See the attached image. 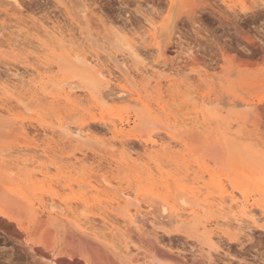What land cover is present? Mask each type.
Listing matches in <instances>:
<instances>
[{"label":"rangeland","instance_id":"1","mask_svg":"<svg viewBox=\"0 0 264 264\" xmlns=\"http://www.w3.org/2000/svg\"><path fill=\"white\" fill-rule=\"evenodd\" d=\"M12 1L0 0V37L2 41H8L11 35L14 37L19 30L21 43L11 47L5 45L6 47H2L4 49H0V72L5 73L8 66L19 67L26 70L31 79L40 82L41 86L38 89L40 92L36 100L34 97L32 99V96L25 95V100L32 101L28 104L31 111L38 110L47 121L62 117L71 125L90 126L92 138H94L92 142L97 143V146L99 142L102 143V140H105L103 138H107L106 127H104L106 121L121 123L123 120L130 132L128 140L130 146L139 151L142 148L141 135L144 133L147 135L151 131L152 134L157 132V134L154 133L155 137L166 135L163 137L164 139L167 137L164 141H171L167 135V127L179 138H184V134L190 127H198L196 130L202 135L195 134V136L198 135L196 139L190 129L193 137H187L189 141L186 139L183 145L176 144V150L172 152H160V157L154 160L153 174L155 175L152 181L153 183L157 181L156 185L160 186L157 185L159 194L151 200L141 202L144 208L150 210L162 225L158 228L159 239H154V236L152 237L149 233L151 232L150 226H147L149 236L140 237L134 231L130 234L136 235L135 237L129 234L132 238L134 237L132 239L129 236L130 239H135L134 242L142 245L143 250L147 248L148 254L145 260L143 257L142 261L137 260L139 256H135V253L127 254L115 245L101 226L96 229L97 236L95 237L91 235L92 233L85 234L83 232L85 228L80 227L73 219L54 216L50 219L53 223L51 225L53 232L52 229L50 233L45 230L47 228L43 227L35 236L42 239L48 237L49 233L50 236H54V251L39 247L44 250L43 257V254L35 251L33 253V250H30L26 239H21L20 242H13L9 239L7 241L0 234V264H54L55 259L64 255L62 250L67 247L66 244L71 241L69 239L72 236V239H77L75 241L77 248H84L85 251L95 256L92 255L94 259L98 258L97 260L104 264H264V229L261 228L263 226H259V223L257 226L253 225L255 228L251 226L254 230L251 227L250 230L246 229V235L243 233L236 237L235 230L233 231L231 227V233H227L229 227L224 228L226 232L221 231L223 226L216 229L213 225L216 218V215L213 216L214 210H209V212L206 210L207 207L205 210L200 208L192 196L182 193L184 197H189L191 203V205L188 203L182 215L172 205L165 204L163 199L168 195L169 197L172 195V198L180 195L176 184L182 185V189L191 190L201 186L203 182H208L209 187L202 188V192L211 191L219 199L218 195L222 187L219 184L223 181L227 185L226 188L230 187V191L234 188V193L238 194L237 197L243 198L240 187H244L251 201L254 199L264 203V194L258 186V181L264 179V16L263 12L258 18L251 13L245 16L240 12L243 7L260 8V11H263L264 0H177V3H173L175 0H16L18 4ZM83 10L87 14L88 21H84L82 17ZM237 13L239 16L235 18ZM32 27H35L37 31L31 30ZM42 28L48 29V32L44 33ZM55 28L65 30L64 33L68 36L66 38H69L70 34L76 39L83 37L84 40L78 43L64 41L65 35L57 33L53 30ZM162 38L167 40L165 41L167 44L165 55L158 52L156 48V40ZM118 40L130 42L132 46L136 44V48L138 47L137 50L134 46V50L137 51L135 55L130 56L132 59L129 57L131 64L142 67V69L151 68L154 64L157 67L159 65V71H163L162 74L166 71L164 74L169 75L170 78L161 76L154 80L146 77L145 80V76L136 75L134 78L128 77L127 79L114 78L110 83H105L98 72H95L97 69L90 68L75 58L77 55L94 56L97 54L102 63L108 64L109 54L126 53L129 56L125 49L118 51L116 45L112 48L114 44L118 45ZM96 41L104 49L97 45ZM163 61H165V66L162 68ZM171 67L176 70V73L169 71ZM1 73L0 75H5ZM85 77L91 79L94 77L97 84L93 87V91H91L92 88L86 87L89 83L84 81ZM161 80L162 82L159 83ZM72 81L85 85L84 88L78 89L79 93L77 90L78 95L75 94L72 97L79 99L77 101L75 99L76 102H81L83 99L79 105L75 101L73 104L72 102L68 104L63 94L60 95V91L63 92L62 89L67 86L66 84ZM90 91L100 99L88 96ZM9 94L11 95L10 92L7 95L0 93V98H8ZM173 94H175L174 98H172ZM60 98H63L62 101ZM183 101L184 104H182ZM148 103L150 108L146 105ZM10 105L15 111L27 114L22 106L17 107L16 102L13 101ZM91 106L93 108H90ZM162 106L165 107L162 108ZM148 109L153 112L149 113ZM0 112V117L3 114L0 119H5L0 120V168L3 171L16 164L17 159L24 157L39 159L45 165L50 163L51 169L49 166L48 169L51 170L49 174H52V178L59 174L56 164L60 162L73 168L74 159L71 153L62 154L61 151H57L49 158L48 154L42 151L43 145L36 147L31 144L29 148L32 149H22L16 153L15 146L12 145H19L24 139L43 144L41 140L43 129L36 122H32L27 124L26 127H29L28 130L26 129L25 136L18 135L23 138L12 136L8 133L10 128L5 122L8 112L4 108H1ZM173 118L178 119L177 125H173ZM256 125L259 126L261 132L255 128ZM199 136L203 137L200 139ZM95 137L102 140L96 141L98 139ZM225 137H227V142H221L225 141ZM16 138L19 140L15 141ZM92 142L85 145L89 147L87 153H92L93 148H95L94 151L98 150L99 146H93ZM8 145L12 147L8 148ZM118 147L116 146L117 151L115 149L112 153L115 156L111 155V157L123 161L122 169L125 170L121 173L115 171L107 174L113 179V188L119 187V181H122L124 186L131 183L130 194L136 201L139 187L146 186L148 183V174L143 172L138 165L143 161L135 158L137 154H135L136 162L134 163L138 165V168L127 163L129 158L126 157L124 147H120L123 150ZM129 160L132 162L133 159ZM30 163L27 166L19 165L25 170L16 169L19 173L14 174V181L23 186L28 199L32 200L30 203L34 205L30 207V211L33 209V212H27L24 201L13 207L22 211L26 216L25 221L31 222V227L35 230L38 225L37 219L42 214L40 212L42 207H40L39 191L29 182L27 183L28 173L34 171L35 168V164ZM130 169L140 170L141 175L139 174L140 176L136 178V170ZM107 170L109 168L102 172ZM36 173L38 181L47 182L42 180L47 178L41 177L38 169ZM7 179L8 176L5 173L0 176V182ZM167 179H169L168 182H166ZM158 180L161 183H158ZM171 182L174 184L173 187L171 186L173 192L171 188H167ZM75 186L73 190L57 186V190L62 196L68 198L78 193L90 195L86 185L79 187L80 190L77 185ZM201 198L204 199V196ZM210 201H215V199L211 198ZM149 204L152 206L148 207ZM165 207H168V210L165 211ZM193 208L198 211V215L194 213ZM257 210L261 214L262 209L257 208ZM96 212L98 210L95 211L94 216L98 218ZM90 215L92 216L93 213ZM122 215L127 226L131 227V219L127 215ZM45 220H48V217L45 216ZM209 221H212V224ZM216 230H218L217 233L214 232ZM101 232H104L103 236H100ZM212 235L214 236L211 238ZM199 249L204 250L205 256ZM206 249H212L211 252L214 255L208 254ZM207 254L208 257H206ZM130 257L137 261L131 263ZM67 259L73 262V259L68 256H66ZM210 259L213 261L211 262Z\"/></svg>","mask_w":264,"mask_h":264},{"label":"bare ground","instance_id":"2","mask_svg":"<svg viewBox=\"0 0 264 264\" xmlns=\"http://www.w3.org/2000/svg\"><path fill=\"white\" fill-rule=\"evenodd\" d=\"M12 2H15L16 4H18L16 0H13ZM175 2L177 3V0L173 1V3H175ZM82 12H84V14L82 13L83 14L82 17L84 18V21H88L86 12L84 10ZM240 12H241V14H243L245 16L247 14L251 13L254 17L257 16L256 18L261 17L262 12H263V16H264V10L260 11V8L258 9V8H252V7H243ZM238 16H239V14L237 13L234 17L238 18ZM239 19L241 20V17ZM237 20H235V21H237ZM263 20H264V18H263ZM173 24H174V22H173ZM56 27H57V25H56ZM9 29H11V28H9ZM61 29L62 28H55L53 30H56L57 33H59V34H62V35L64 34L65 35V37L63 38L64 41H70V42L78 43L79 41L84 40L83 37L82 38L78 37L76 39L75 37H73L70 34H69L70 37L66 38L68 36L64 33L65 30L63 31ZM165 29H168V28H165ZM31 30L35 31L36 29H35V27H32ZM42 31L44 33H47L48 29L42 28ZM157 32H159V31H157ZM162 32H164V31L162 30ZM11 34H13V33H11ZM18 34H19V30H18ZM18 34L16 33V35L14 37L11 35V38H9L8 41H5V40L2 41V39L0 37V49H4L2 47L5 45H8L10 47L20 45L21 40L19 39ZM161 34H163V33H161ZM150 35H152V34H150ZM153 35H155V34L153 33ZM166 38H162L161 40H156L157 41V43H156L157 47L156 48H158V52L160 51V53L162 55L166 54V46H167V44L165 43V41H167ZM90 40H91V38H90ZM121 41L118 40V42H117L118 45L114 44L112 48L116 47V50L119 49L118 51H120L121 49H125L128 51L129 56L126 53H122L120 55L109 54L110 59H108V62H109L108 64L102 63L100 56L97 54L96 55L93 54L94 56L77 55L75 58L77 61L87 64L90 68L97 69L95 72H98L99 76H101V78L105 80V83H110V81H112L114 78L127 79L128 77L134 78V76H136V75L145 76V80H146V77H148L150 79H154V80L161 78V76H165L166 78L167 77L170 78L169 75L166 76V74H164L166 71L163 73L164 75L162 74L163 71L162 72L159 71V68H160L159 65L157 67L156 64H154V65L152 64L153 66H151V68L146 67L147 69L146 68L142 69V67L134 66L133 64H131L129 57L131 55H135L134 53H135V51L138 50L137 49L138 47L136 48V46H135L136 44L135 45L133 44L135 46V48L137 49V50H134L135 48H134V46H132L130 44V42L128 43V42H124V41L121 42ZM96 44H97V41H96ZM97 45H99V44H97ZM100 47L103 48V46H100ZM120 56H122V57H120ZM111 60L113 62H111ZM165 61H163L164 62L163 66H161L162 63H160L161 64L160 66L162 68L165 66ZM64 66H66V65H64ZM6 68L7 69H5V73L2 72L6 76L5 75L2 76L3 74L0 72L2 74V75H0V93L7 95L10 92L11 95L9 94L8 98H5V97L0 98V101H1L0 107L6 109L8 112L7 113L8 115H6L7 120L5 121V122H7L6 123L7 127L10 128V132H8V133L12 136H15V137H18L21 139L22 136L21 137H19V136L22 134H23V136H25L27 134L26 129L29 126L28 127H26V126L28 123H32V122H36L37 125L42 127V129H43V138L41 139V140H43L42 141L43 144H39L33 140L31 141V140L24 139L23 142L19 145L13 144L12 146H15V148H14L15 150L14 149L13 150L16 151V153H17L18 150L32 149V148H29V145H31V144L36 145V147H40L43 145L42 151H43V153L48 154L49 158L54 153H56L57 151H61L62 154L71 153L72 154L71 157L74 159V164H73L74 166H73V168H70V166L66 165L65 163L61 164V162L59 161L60 164H58V165L56 164V168L58 169L59 174H57L55 178H52V174L51 175L49 174L51 171V170L49 171V169H48V166L50 163L48 165H45L39 159H33L30 157H24L22 159H17L16 164H14L16 166H14V165L9 166L8 169L5 171H3L0 168V176L4 173L6 174V176H8V179L6 181L0 182V234H2L3 239H5L7 241L11 240L13 242H20L21 239H26V241L29 242L28 246H29L30 250L31 251L33 250V253L35 251L36 253L43 254V257H44L43 248L47 249V250L50 249L51 251L55 250L54 236L49 235L50 233L53 232V229L51 227V225H53V223H52V221H50V219H53L54 216H61L64 218L69 217V218L73 219L76 222V224L78 223L80 227L83 226L85 228L83 230V232L87 235L92 233L91 235L96 237L97 236V233H96L97 230L96 229L99 226H101L102 229L104 230L105 234L107 236L109 235L112 238L115 245L120 247L122 250L126 251L127 254L131 255V254L135 253V256L136 255L139 256V259H137V260L141 259V261H142L143 260L142 257L145 260V257L147 258V254H148L147 248L143 250L142 245L140 246L139 243L137 244V242H134L135 239L134 240H132V239L136 235L134 236L132 234L134 236L132 238L131 237L132 235L130 234V232L131 231L137 232L136 234L140 235V237L145 236V235L149 236V234H148L149 230L147 228L150 226L151 232H149V233L152 235V237L154 236V239H157V240L159 239L158 238L159 237L158 236V228L160 226L162 227V225H161V223L159 224V220L155 216L152 215V212L150 210H146V208H144V206L141 202L143 200L144 201L151 200L154 197H156L157 194H159V191H157V189H158L157 185L158 184L156 185L157 181L154 183L152 181L153 175H155V174H153L154 170H155V168H154L155 161L154 160L158 159L160 152L169 153V152L176 150L175 149L176 144L183 145L185 143L187 137H189V138L193 137L190 134L191 132L194 136H195V134H199V133L201 134L200 131L196 130V128H198V127H193V128L190 127V129H192V131L189 128L188 129L186 128L188 131L190 130L191 132L187 131V133H186V131L185 132L183 131L184 133L187 134V136H186V134L183 133L185 136V137L183 136L184 138L177 137L167 127V130H168L167 135L169 136V139L171 141H167V140L164 141L167 137L165 139L163 137H165L166 135L163 137H159L156 135V137H155L154 136L155 132L152 134V131H151V132L147 133V135L144 133L141 135L142 148L139 151L135 147L130 146V144L128 142L130 132H129V130H127V127H125V123L123 120H121V123H118L117 121H111V122L106 121L104 127H106L105 133L107 135V138H103V139H105L104 141L101 139L102 143L99 142V144H98L99 147H98L96 145L97 143L92 142L94 140V138H92L93 134H91L90 126H88V125H85V126H83V125H71L68 122V120L63 119L62 117H58V118H56V120L47 121L45 116L43 114H41V112H38V110L31 111L29 109L28 104H30L32 101L30 100L31 102H28L27 100H25V98H26L25 95H27L29 97L32 96V99L35 98L34 100H36L38 98V93L40 92V91H38V89L41 86L40 82H38L34 79H31L30 75L27 74V71L22 70L19 67L18 68L17 67L11 68L8 66ZM25 69H26V67H25ZM89 71H90V69H89ZM169 71L176 73V70L172 67L169 69ZM171 72H170V74L172 75ZM33 74H34V72H33ZM93 78L92 79L90 77L83 78V79H85L84 81H87L89 83V85L87 84L86 87L92 88L91 91L94 90L93 87L97 84ZM168 80H170V79H168ZM141 81H143V80H141ZM160 82H162V80L159 81V83ZM66 85L67 86H65L62 89L64 91L63 92L60 91V95L63 94V96L65 97L68 104H69V102H72V104H73V102L75 101L76 98L73 99L72 97L75 94L78 95V93L80 92L78 89L84 88L85 85L78 82V81H72ZM53 90H56V89H53ZM77 90H78V93H77ZM91 91L88 93V96H90L91 98L96 99V97H97V99H100V98H98L99 96L95 97L96 94H93V92H91ZM63 96H61V97H63ZM174 97H175V94H173L172 98H174ZM63 98H60L61 100L58 99V101L59 100L62 101ZM77 99H76V101H77ZM82 100L83 99H81V102H82ZM13 101L16 102L17 107L22 106V108L25 110V112L27 111V114L15 111L14 107H12L10 105V103H12ZM76 101H75V103H78L77 105H79L81 103L80 101H78V102H76ZM173 102L175 103V101H173ZM182 104H184V101ZM146 105L148 106V108H150L149 103ZM170 105H172V103H170ZM165 106H162V108H164ZM174 106H175V104H174ZM1 108H0V110H1ZM74 108H76V107L74 106ZM90 108H93V106H91ZM148 110L150 111L149 113L153 112L150 109H148ZM163 110L167 111V109H163ZM3 111H5V110H3ZM0 114H1V112H0ZM29 114H31V115H29ZM2 116H3V114H2ZM3 119H0V120L3 121ZM53 119H54V117H53ZM5 122H3V123L5 124ZM172 122H173V125H177L178 119L173 118ZM128 123L130 124L129 121H128ZM176 128H177V126H176ZM255 128L258 131H260V128L258 125H256ZM42 129H40V131ZM36 131H37V129H36ZM193 131H194V133H193ZM155 134H157V132ZM160 136H161V134H160ZM197 136L198 135L195 136L196 139H198ZM200 137H203V136H199V138ZM18 138H16L15 141H17ZM225 138H226L225 141L223 140L221 142L226 143L227 137H225ZM96 139H98V138H96ZM188 139H187V141H189ZM99 140L100 139H98L96 141H99ZM91 142H92L93 146L98 147V150L94 151L95 148H93V150L90 149V150H92V153L91 152L87 153V150L89 147H85V145L87 146ZM174 142H176V143L174 144ZM51 144H53V146ZM118 145H121L124 147L123 149H124V151H126L127 159L129 158L131 160L132 159L134 160V161L132 160V162H130V160L128 159V161H129V162L127 161L128 164L133 165L136 168H138L137 166L139 165L140 168H142V171L143 172L145 171L148 174V179H149L148 183L146 186H140L139 187L138 196L136 197V201H135V199H132L131 194H130L131 183H129L127 186H124L122 184V181H119L120 182V184L118 183L119 187L113 188V179H111L109 177V175L107 174L108 172L114 173L115 171H119L121 173L123 170H125V169H122L123 161L116 160L113 157H111V155H114L112 153L116 149V146L118 147ZM8 146H9L8 148L12 147L11 145H8ZM120 147H118V148H120ZM156 147H158V148H156ZM123 149H121V150H123ZM115 151H117V149ZM124 151H121V152L124 153ZM2 152H1V154H2ZM135 154H137V157H135ZM117 157H119V156H117ZM134 157L138 160H142L143 163L135 165L134 162H136L135 161L136 159ZM59 160L62 161L63 158L62 159L59 158ZM69 161L71 162V160H69ZM7 162H9V161H7ZM11 162H12V160H11ZM29 162H31L30 164H33V165L35 164V168L33 169L34 171H30L28 173L27 183L29 182L31 185H33L35 187V189L37 191H39L40 196H41L40 207H42L41 208L42 210L40 211V212H42V214L37 219L36 223H38V225L35 227V230L32 229L31 222L25 221L26 216L22 213V211H19V210H17V208L15 209V207H13L15 204L18 205L19 203H21V201H24L25 202V209H27V212L31 213V211L33 210L32 209L30 211V207L33 206L34 204L30 203V201H32V200L28 199L27 194L24 192L23 186L19 182L14 181V178H15L14 174L19 173L16 171V169L22 168L25 170L24 167H22V166L19 167V165L23 164V165L27 166V165H29ZM59 162H57V163H59ZM52 163L55 164V162H52ZM49 168H50V166H49ZM108 168H109V170H107L106 172H102L103 170L108 169ZM36 169H38V172L41 174V177L49 179V180L42 179V180H46L47 181L46 183H45V181L44 182L38 181V178H37L38 174L36 173ZM130 170H132V171L136 170L135 171L136 172V178L141 172L140 170H137V169H134V170L130 169ZM20 174H23V173H20ZM168 181H169V179L166 180V182H168ZM171 181H172V179H171ZM158 183H161V182H159V180H158ZM164 183L165 182H163V184ZM44 184H46L48 187ZM172 184L173 183L171 182V184H168V187L167 186L166 187L171 188V186L172 187L174 186V184L173 185ZM75 185L78 186L77 188H79L83 185H86V187L89 188L88 191H90L89 192L90 195H88V193H78V194H74L73 197L68 198V197L62 196L57 190V186H58V188L62 187L65 189L67 188V189L73 190ZM219 185L222 187H221L220 193L218 192L219 193L218 196L220 198L217 199L215 193L212 194L211 191H205L204 190L205 192H202V190H203L202 188H205V187L208 188L209 187L208 182H206V183L203 182V184H201V186H198V187L193 186L194 188L191 190L182 189L183 188L182 185L176 184V188L180 192V195H177L178 197H174V198H172V195H171V197H169L170 195H168V197L163 198L165 200L164 203L172 205L182 215V212H184L187 209V205H188V203H190L189 199H188L189 197H184L182 193L188 194L189 196H192L196 200L197 205L199 204L200 206L199 205L198 206L200 208L202 207L205 210L207 207V209H206L207 211L214 210L213 216L216 215L215 217L216 218L218 217V219L215 218V221L213 220L214 221L213 225L216 226V229H220L223 226V229L221 231L224 230L226 232L227 230H225L224 228L228 229V227H229V231H227V233L228 232L231 233L232 231L230 232V229L232 228L233 231L235 230L234 231L235 233L234 232L233 233L236 234V237H237V235H239V234L241 235L243 233L246 235V233H247V232L245 233L246 229L250 230L251 226L255 228V226H253V225L257 226L258 223H259V226H263L261 228L264 229V203L263 202H258L254 199H253L254 201L253 200L251 201L249 199V193L248 192L245 193L246 188H244V187H240V191L243 194V198H240L241 196L237 197L238 194L234 193V191H235L234 188H233V191H230L229 190L230 187L229 188L227 187L228 188L227 189L225 187L227 185L224 184L223 181L220 182ZM258 186H259V189L262 192V194H264V179L258 181ZM79 190H80V188H79ZM172 192H173V189H172ZM176 194H178V193H176ZM202 196H204V199L201 198ZM255 197H253V198H255ZM171 198L173 199V202H171V200H172ZM211 198L215 199V201L211 202L210 201ZM198 201H201V202L198 203ZM190 205H191V203H190ZM194 205H196V203ZM151 206H152V204H149L148 207H151ZM257 208L260 210L262 209L261 210L262 212L260 211L261 214L257 212L258 211ZM164 209L166 211V210H168V207H165ZM96 210H98V212H96V215L98 216V218L97 217L95 218V216H94L95 215L94 213ZM188 210H190V209H188ZM193 210H194V213L198 215V211L195 208H193ZM187 212H189V211H187ZM90 213H93V215L91 216ZM120 213L127 215L131 219V224H130L131 227L127 226L128 224L125 223V221H126L125 218L123 217L122 214L120 215ZM37 214H38V212H37ZM37 214H36V216H37ZM45 216L48 217V220H45ZM93 216H94V218H93ZM204 217H206V216H204ZM209 222L212 224V221H209ZM260 224H262V225H260ZM224 226H227V227H224ZM43 227L47 228L45 230L50 232L49 234H47L48 237L43 238V239L38 238V236L35 237L38 234L39 229H41ZM49 229H50V231H49ZM51 229H52V232H51ZM91 230H94V232H90ZM103 230H100V231H103ZM249 230H247V231H249ZM217 231L218 230H216L214 232L217 233ZM104 232H101L102 235H100V236H103ZM129 236L132 239H130ZM213 236L214 235H212L211 238ZM72 237H71V239H69L70 237L69 238L67 237L71 241L69 243L67 242L68 243V244H66L67 247L62 250V253L64 255L68 256L69 258L73 259L72 260L73 262H71V260L69 261L68 259L66 260V256L62 255V256H59L57 259H55V261H53L54 264H83V261H85V264H104V263L98 261L97 260L98 258L94 259L93 258L94 255L92 254L93 255L92 256L88 251H85L84 248L83 249H81L80 247L77 248V245L75 242V241H77V239L76 238L72 239ZM110 237H108V238H110ZM146 238H144V239H146ZM149 239L151 240V237H149ZM149 239H148V241H149ZM156 242H158V241H156ZM24 243H26V242H24ZM35 244L37 246H35ZM117 246H115V247L117 248ZM39 247H43V248L41 249ZM120 248H118V249H120ZM199 250L201 251L202 254L204 253L203 249H199ZM206 250H207L208 254L212 253L211 252L212 249L211 250L206 249ZM177 251L181 252L180 249L179 250L177 249ZM217 251H218V249H217ZM208 254L206 255V257H208ZM32 255H35V254H32ZM99 255H101V254H99ZM99 255H97V256H99ZM210 255L213 256L214 254L212 253ZM63 256L65 258H63ZM167 256H169V255H167ZM203 256H205V253L203 254ZM110 257L111 256H109V258ZM133 257H134V255H133ZM100 258H101V256L99 257V259ZM130 258H131V263H133L134 261L135 262L137 261V260H133L132 257H130ZM183 258H184V256H183ZM81 261H82V263H81ZM141 261H138V262H141ZM212 261L213 260H211V262ZM105 264H107V263H105Z\"/></svg>","mask_w":264,"mask_h":264}]
</instances>
